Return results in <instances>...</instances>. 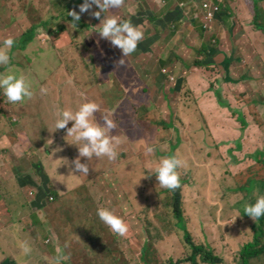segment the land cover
Masks as SVG:
<instances>
[{"label": "rangeland", "instance_id": "obj_1", "mask_svg": "<svg viewBox=\"0 0 264 264\" xmlns=\"http://www.w3.org/2000/svg\"><path fill=\"white\" fill-rule=\"evenodd\" d=\"M74 5L75 2L72 0H60V5L53 9L54 6L49 0H0V46L3 44L4 39L12 37L14 42L18 41L23 33L37 26L36 38L27 50L20 49L19 46H12L8 50L12 64L7 65V69L13 68L12 70L15 73H18L17 69L20 70L18 75H23L26 78L34 91L33 96L37 97V100L32 103V109L37 113L33 114L34 120L31 122L38 121L44 126L52 125L55 131L51 129L45 136L63 135L65 137L67 135L66 129H60V135L55 128L59 112L62 110L77 111L83 103L95 102L99 105V110L94 113L96 120L93 119V122L96 123L95 121H97L102 125L105 115H107L108 119H111L116 125L109 135L115 138V150L120 162L117 163L116 159L109 160L107 157H93L91 159L98 160H91L92 163L90 167L88 166L89 173L87 176H75L79 175L77 172L73 173L75 175H70L69 180H64L63 189L67 191L63 192L62 197L77 192L74 198L78 202L74 201L73 207L68 204L65 206L60 200L49 203L48 209H52V211L47 212L50 217L47 224H50L52 230H42L41 239L33 238L30 235L31 230L28 228L30 217L24 216L22 224L23 246L14 248L12 250L15 252L13 255L7 254V252H11L8 247H0V263L3 262L1 261L2 256H14L20 264H56L55 258L58 255L56 249L60 248L63 254L68 257L67 260L61 261V264H91L104 260L103 253L100 254L94 248L98 245L100 248H105V251L117 248L115 251L117 255L114 254L115 260L122 259L118 254L122 251L121 255L124 261L130 262L129 264H156L157 260L152 258L154 252H148L144 257L140 255L142 247L148 242L147 229L153 234L155 248L161 251L166 260L173 257L174 261H177L186 255L189 256L191 250L185 243L182 233L180 236L174 216L172 214L169 216L170 222L168 220L163 221L162 217L156 218L155 216L156 213L162 214V211H164L163 204L169 193L167 189L158 185L155 175L151 174L155 169L157 160L161 156L169 155L175 150V147L177 148L176 154L184 161V166L179 168L181 177H184V174L190 168V162H188L190 158L196 159L195 167L192 168L194 174L191 176L185 174V178H188L189 183H194L192 185L207 182V189L210 194L206 197L207 201H204V195H200L190 185L185 186V211L193 214L202 213L204 217L212 216L221 220L220 222L216 221L217 224H214L213 221L204 223L206 224L204 230L209 235V242L212 241V237H214L215 242L220 241L221 237L217 235L218 230H216V233L214 232L218 222L223 228L221 230L223 231V238L229 232L231 233L229 231L231 228L238 227L239 221L233 219L234 215L228 222L222 220V210L228 209L222 206L223 201L217 194V190L212 189L213 186H216V182L211 179V176L216 178L213 173L224 171L223 166L219 165L220 167L212 169L211 163H202L197 159L200 157L198 153L201 150L203 151V147L198 145L194 139L203 136L207 132V128L206 131L198 127L194 130V127L182 125L179 121L177 124L180 130L179 134L175 130L166 132L163 127H158L155 124L159 121L160 114L162 117L171 118L172 120L175 119L176 115L183 117V120L186 116H191L190 119L194 122L197 121V118L205 120L207 124L217 122L220 119V122H224V124L225 121L230 122L228 110L221 108L216 98L217 93L215 91L218 90L216 84L222 87L218 84V81L223 80L218 77L215 82L214 77L218 74L225 75L227 78L232 77L234 80H239L243 75L250 74V78H256L260 81L261 88H258L257 85L255 87L254 85L252 87L247 85L241 87L240 84H232V92L227 94L224 90H221V93L223 98L232 106L243 108V111L246 112V107L241 106L239 100L249 97L247 98L248 101L256 106L260 113L261 122L264 124V47L261 44L264 41V36L262 37L258 32L252 31L253 40L254 38L259 39V51L257 46L255 49L259 57L255 55L253 59L247 52L242 54L239 52V49L243 47L247 50L249 42L236 46L238 39L234 41L231 39V54L225 55L228 57L233 56L235 60L240 56L241 60L238 62L232 60L228 70L226 62L223 61L224 56H220L217 59H221L222 62L215 65L221 69L218 70L215 67L208 71L199 68L202 74L198 73L195 76L196 79L190 89L179 92L177 89L165 91L162 95H151L150 92L145 93L143 90L138 89L136 92L123 95L119 87L114 91L107 88L104 90L101 83H111L113 85L116 76H112L111 80L109 79L106 70L110 69L105 66L104 62L99 61V55H97L99 51L92 52L93 47L88 46L87 43H92L94 36L99 48L114 60L118 55L117 48L113 47L106 39L101 38L99 34L93 35L86 32V30L83 31V35L86 32L84 37L82 36L83 38L75 41L71 38L68 39V36L65 38H63L64 35L60 37L61 34L57 33L59 27H64L67 21H57L53 18L60 16L63 12L67 15L68 12L73 10L78 12L79 9H76ZM251 10L253 15L254 9ZM262 10V18H264V9ZM93 11H96L95 7H93ZM87 15L88 13L81 14V24L84 23V20L87 26L99 28L102 18L96 19L93 16L88 18ZM49 19H51V23L47 27L44 26V23ZM68 26L72 27L69 24ZM48 30H51L52 33H49ZM239 31L237 37L240 35ZM72 32L70 29L69 34L72 35ZM54 44H58V47L61 48L60 52L53 50ZM34 46H36V50H34ZM109 46L110 50L108 49ZM23 56H28L33 63L27 64ZM257 60L260 63L258 65H256ZM212 61H214V58L208 62ZM18 64H21V67L18 68ZM119 65L124 64L119 62ZM146 68H151V60L148 61ZM130 70L128 66L122 72L125 73ZM99 71L102 72L101 75H99ZM6 72L0 71V74ZM38 79H47L48 81L47 87H44L46 89L45 95L41 92L42 86L39 85ZM91 82L92 86L89 89ZM132 83L133 79H127L123 81L122 85L131 88ZM175 84L176 82H173L174 86ZM209 84L212 87L210 90H208ZM253 87L254 89H252ZM127 90L129 89H123V91ZM80 93L83 94L79 95ZM243 93L245 97L242 96ZM120 95L123 96L120 97ZM235 98L239 106H236ZM154 99L155 106L152 102ZM0 101L3 102L2 99ZM169 108H172V110L169 111ZM253 118L254 116H249L248 121L252 123ZM230 123L232 124V122ZM14 124L16 123L12 120V125ZM252 125L255 129H260L259 124L253 123ZM68 126L70 128L72 123L70 122ZM210 127L215 138L220 133L225 134V144L220 146L219 153L224 155L226 164H235L234 158L228 154V151L230 148L235 147L234 144L237 138L234 142L233 139L238 134H242L241 125L234 122L232 125L218 124L215 126L213 124ZM30 128L32 129L33 125ZM255 132H247V134L250 136L259 135V130ZM260 133L264 134V129H261ZM14 135H16L15 132ZM180 137L181 142L179 144L178 138ZM66 139L71 145L76 143L72 136H67ZM220 140L222 141L224 138ZM68 142H65L66 145L51 142V145L46 148L47 151H40L39 155L37 154L38 159H36L38 163H41L40 168L42 162L45 163L48 159H39V157L47 156L50 159L47 164L49 167H53L51 171L57 174L60 172V176L66 175L69 164H66L65 160L69 163V161L72 162L78 157V152L74 155L72 149L67 147ZM54 143H56L55 148H53ZM72 146L76 147L75 145ZM149 146L154 149L152 153L147 152ZM162 148L163 150H161ZM252 150L254 148L244 147L240 155L245 158V152ZM61 164L64 166L61 171L58 166H54H61ZM242 165L249 166V163L245 161ZM43 166L47 168V166ZM182 169H184L183 172ZM199 169H205L204 175L203 173L198 175ZM239 169L245 168H232L235 172ZM41 170L39 171L41 172ZM51 171L50 174L52 175ZM228 178H230L229 175L225 177V180ZM210 179L211 185L209 184ZM223 180L224 178L217 185L220 190H222L221 183ZM54 183H60L59 178H56ZM60 189L58 188V191ZM153 189L158 197L156 201V194ZM26 192V194H30L29 190H26ZM148 207H150L151 221L145 226L144 210ZM58 208L63 209L56 211ZM99 208L109 209L114 215L121 218L128 227L127 233L124 236L114 233L97 216ZM16 213L19 214L18 209H16ZM47 215L45 219L48 221ZM188 220L189 225L192 223L197 224L198 229L191 225L194 236H198V240H195L197 242L199 240L200 242L204 241L203 227L195 221V218ZM161 234L166 237L165 240L160 239ZM0 237V242L3 245L5 241L7 242L10 239L11 234L8 230H4L3 235ZM24 246L30 248L31 251L28 254L24 253ZM2 251L6 254L3 255Z\"/></svg>", "mask_w": 264, "mask_h": 264}, {"label": "crops", "instance_id": "obj_2", "mask_svg": "<svg viewBox=\"0 0 264 264\" xmlns=\"http://www.w3.org/2000/svg\"><path fill=\"white\" fill-rule=\"evenodd\" d=\"M254 2L255 0H124L119 9H109L105 16H115L120 21H131L135 26H143L144 38L138 43L137 50L129 56L124 57L121 50L117 48L118 55L114 60L99 48L93 36L92 43H87V45L93 47L92 52L99 51L97 53L99 61L104 62L105 66L110 69L106 70L109 79L111 80L112 76H116L113 85L111 83H101L102 87L104 90L107 88L111 91L119 87L123 95L136 92L138 89L143 90L145 93L150 92L151 95H162L165 91L177 89L179 92L191 88L190 86L196 79L195 76L198 73L202 74L199 68L194 67V61H210L214 58V64H219L222 61L217 58L224 56L223 61L226 64H231V58L225 55L231 54L232 43L230 40L233 39L234 41L240 37L246 43L249 41V38L244 39L241 32L244 25V29H246L250 38L253 37L254 11L252 15L251 9H254ZM205 3L214 5L221 3V7L223 6L221 13L229 10L230 14H234L230 16L237 17L233 35L230 34V29L224 24L221 13L214 20L213 29L211 31L205 30ZM79 5H75L76 9H79ZM53 6V9H56L57 5ZM95 9L99 11L98 8L95 7ZM91 11H93V8ZM87 17L91 18L92 15L88 13ZM101 18H104L103 13H101ZM98 31L99 28H92L90 34H98L96 33ZM238 31L240 35L237 37ZM108 49L110 50V46ZM149 60H151V68L147 69L146 65ZM119 62L124 65H119ZM128 66L131 70L123 73L122 71ZM117 69H119L118 72ZM101 73L99 71V75ZM127 79H133L131 88L122 85L123 81ZM173 82H176L175 86ZM108 84L110 85L108 86ZM91 86L92 82L89 89H91ZM124 88L129 90L123 91ZM211 88L209 84L208 90ZM219 89L226 92V86L219 87ZM0 91V99L3 100V102L0 101V211L6 206L7 195L17 193V196H15L17 200L10 201V203H16L9 207L10 210L15 213L14 211L18 209L21 220L24 216L30 217L28 223V228L31 230L30 235L33 238L38 237L41 239L42 230H52L47 224L50 217L47 215L46 208L50 199L47 200L45 193L53 187L59 194H63L67 191L63 189V182L71 177L69 167L67 174L63 176H60V172L58 174L52 172L53 167H49L47 164L50 160L47 156L39 157V159H48L45 163L42 162L40 168L41 163L36 161L38 159L37 154L39 155L40 151H47L46 148L51 145V142L66 145V138L59 132L61 136H45L46 134L38 136L36 133L40 128V122H31L34 120L33 114L37 113L32 109V103L10 104L7 102L6 97L1 96L2 90ZM195 91L197 92V89ZM42 93L45 95V92ZM81 94L83 93L79 95ZM123 95H120V97ZM152 102L155 106V99ZM105 117L109 118L107 115ZM93 119L96 120L95 116ZM12 120L16 124L12 125ZM95 122L97 123V121ZM31 125H33L32 129L30 128ZM52 130L54 129L52 128ZM14 132L16 135H14ZM55 145L56 143L53 144V148H55ZM35 146L36 154L32 153ZM67 147L71 148L70 144ZM28 154H31L32 159L27 157ZM68 164L70 166L71 162L69 161ZM54 166H58L60 171L62 167L64 168L62 164L61 166ZM40 169H42L41 172ZM56 178H59L60 183H54ZM37 186H39V189L36 188ZM20 187H23V190H29L30 194H26L25 190L22 192L23 196H20ZM58 188H61L60 191H58ZM35 191H39V201L36 202L37 208L29 210L23 205H28L30 200H34ZM53 200H55V196ZM46 215L48 221L45 219ZM22 229L21 227L17 234L10 233V239L14 238L17 243L9 244L5 241L2 245L0 242V247L6 246L11 251L7 254L13 255L15 253L12 251L14 248L23 246ZM4 230L7 229H3L0 225V236L3 235ZM1 253L6 254L4 251ZM1 261L3 262L0 264H20L14 256H2Z\"/></svg>", "mask_w": 264, "mask_h": 264}, {"label": "trees", "instance_id": "obj_3", "mask_svg": "<svg viewBox=\"0 0 264 264\" xmlns=\"http://www.w3.org/2000/svg\"><path fill=\"white\" fill-rule=\"evenodd\" d=\"M49 1L53 3V5H57V6L60 5V0H49ZM72 1L75 2L76 6L83 3V0H72ZM263 2L264 0H255L254 2V21L252 24L254 27L253 31L258 32L259 35L262 37L264 36V18H262V14H263L262 9H264ZM226 4L228 3L226 2ZM218 5L220 8V13H221L223 6L221 7V3ZM230 15H234V14H230L229 10H226V12L222 11L221 18H224V21H223L224 24L230 29L229 31L230 34L233 35V31L237 23L236 22L237 17H232ZM53 19L57 21L66 20L68 24L72 20L71 17L69 18V16L65 14V12H63L60 16L54 17ZM50 20L51 19H49L46 23H44V26L47 27V25L51 23ZM83 22L84 23L81 24V21H79L76 28H74L73 26L70 27L66 23L64 27L63 26L59 27V30L57 31V33L59 32V34H61L60 37L64 35L63 38L68 36L67 38L68 39L71 38L73 41L80 40L81 38L84 37L86 32L90 33V30L93 28L91 26H87L86 21L83 20ZM70 29H71V32L74 30L72 32V35L69 34ZM84 30H86V32L83 35ZM48 31L49 33H52L51 30H48ZM241 32L243 33V37L245 40L249 38L248 39L249 41H247L249 42V44L247 45L248 46L247 50L244 47L242 49H239L240 54H242L243 52H247L248 55L252 59L254 58L255 55L259 57L258 53H256L255 51L256 46L258 48L259 39L254 38L253 40V37L250 38V36L248 35L244 27L241 29ZM36 35H37V26L32 27L27 32L23 33V35L19 38V40L14 42L13 46L14 47L19 46L20 49L27 50L28 46L32 44L34 39L36 38ZM244 43H246V41L238 37V44L241 45ZM261 44L264 47V41H262ZM0 47H2V45ZM34 50H36V46H34ZM53 50L54 51L58 50V52H60L61 48L58 47V44H54ZM258 51H259V48H258ZM23 57L27 64H29L30 62L33 63V61L30 60L28 56L27 57L23 56ZM199 58L201 57L199 56ZM229 58H231L233 62L235 61L238 62L239 60H241L240 56L236 60L234 59L233 56ZM67 59L69 60V57ZM208 61L209 60H205V61L197 60L194 63V65L197 68H204L208 71H210L211 69L215 67H217L218 70L221 69L219 66L214 64L215 62L213 61L208 62ZM257 62L258 63L256 65L260 64L259 60H257ZM11 64L12 63L10 61L8 66H10ZM231 64H226L228 70ZM8 66L0 65V71L2 72L7 71ZM19 67H21V64H18V68ZM17 72H18L17 74H19L20 70L17 69ZM218 77L223 79L222 81H218V84L222 86H226L227 94L233 91L232 84L234 85L240 84L241 87H244L246 85L249 87H252L254 85L255 87L257 85L258 88H261L260 81L256 78H250L251 77L250 74L243 75L239 80H234L232 77L227 78L225 77V75L218 74L214 77L215 82L218 80L217 79ZM38 81H39V85H41L42 88L47 87V82H48L47 79H38ZM216 87L218 88V90H216L215 93H217L216 98L218 100L219 106L223 109L228 110L227 112L230 114L229 120H231L230 122H232V124L234 122L239 123L242 127L241 128L242 134L240 135L238 134L240 137L237 135L233 139V142H234V140L237 138L234 144L235 147L230 148L228 151V154L234 158L235 164L234 163L232 165L226 164L224 155L219 153L220 146L225 144V139H226L225 134L220 133L219 136L215 138L214 134L212 133V128L210 127V125H213V124H215V126L218 124H222L224 126L232 125L228 121H225L226 125L224 124V122H220L221 119L218 120L217 122L207 124L205 120H199L198 118H197V121L194 122L192 119H190L191 116H186L185 120H183V117L175 115V119L172 120L171 118L167 119L164 116L162 117L160 114V119L155 125H157L158 127H163L166 132L175 130L179 134H180V130L177 126L179 121L182 123V125H189L192 128L194 127V130L197 129L198 127L206 131V128H207V132H205L203 136H200L194 139V141L198 145H201L203 147V151L201 150L198 153L200 157H198L197 159L199 162H202V163L203 162L211 163L212 169L214 167H220L221 165L223 166L224 171L222 170L221 172L213 173L214 175H216V178L211 176V179H213L216 182L215 183L216 186H213L212 189L217 190V194L223 201L222 206L228 209V210L225 209V211L222 210L221 212L222 220L225 222H228L231 219V217L234 215L233 219H235L236 221H239L238 227L231 228L229 230L231 231V233L229 232L227 236L225 237L223 236L222 238L223 231L221 230H223V228L219 225V222L221 220H218L212 216L208 218L204 217L202 213L193 214V213H190L189 211H185L186 209V203H185L186 193H184L185 186L190 185L200 195H204L203 197L204 201H207L206 197L210 195L207 189V182H202L200 184L192 185L194 183H189L188 178H185V174H189V176L194 174L192 168L195 167L196 159L190 158V160L188 161L190 162V168L184 174V177H181L180 169L177 170L179 177H180L179 187H177L174 190L167 189L169 195L166 197V201L163 204L164 211H162V214L156 213L155 216L156 218L162 217L163 221L168 220V222H170L169 216L171 214L174 216V218L177 221V228L180 231V236L182 233L185 243L188 245V247L191 250V254H189V256L186 255L185 257L177 261H174L173 257H171L169 260H166L164 256L162 255L161 251L155 248L153 244V234L150 232L149 229H147L148 242L142 247L140 251V255L144 257L146 254H148V252L149 253L154 252L152 255V258L157 260L156 264H186V263H189V264H201V263L202 264H264V217H261L260 219L254 221L249 216L244 214L243 212V207L245 204L254 203L257 197L264 196V134L260 133L261 129H264V124L261 122L260 113L258 112L256 106L252 105L248 101L247 98L249 97H245L244 93L242 94V96L245 98L244 100H239V104H241V106L243 107H246L247 112L243 111V108L232 106L227 100L223 98L221 90L219 89V86H217V84H216ZM254 87L252 89H254ZM186 89H190V88H186ZM31 91L33 92V95H34L33 89H31ZM1 96L2 97L4 96L3 93L1 94ZM36 100H37V97L32 96L31 99H28L27 101H24V102L33 103ZM236 100L237 99L235 98L234 102H236ZM236 106H239V105L237 104ZM170 110H172V108H169V111ZM249 116H254L252 123L248 121ZM253 123L259 124L260 129L259 128L255 129L252 125ZM52 128H53L52 125L44 126L42 123H40V128L36 134L38 136L45 135ZM258 130H259V135L250 136L247 134V132H255ZM57 132L60 133L59 130ZM221 138H224V140L221 141L220 140ZM178 140L180 144L181 137L178 138ZM65 142H68L67 139L65 140ZM70 146L73 151V154L75 155V153L78 152L77 147H73L71 144ZM244 147L254 148V150L250 152H247V151L245 152V158L240 155L241 154L240 152L243 150ZM174 149L175 150L171 152L169 155H175L177 158L180 159L179 155L176 154L177 148L175 147ZM32 153L36 154V146L32 149ZM27 157L29 159H32L31 154H28ZM91 160L93 161V160H98V159H89L88 161L87 158H82V163H88V166L90 167V164L92 163ZM116 160H117V163L120 162V158L117 157ZM245 161L249 163V166L242 165V163ZM113 163L117 164L115 162ZM238 167H242L245 169H239L236 172L232 170V168H238ZM184 169H182V172ZM204 172H205V169H199L197 173L198 175L202 173L204 175ZM228 175L230 176V178L225 180V177ZM223 178L224 180L221 183L222 190H220L217 185ZM211 179L209 180L210 185H211ZM231 184H234V185H231ZM28 185L30 186V184ZM31 185H32V182H31ZM36 188L39 189V186H37ZM22 192H24L23 187H20V190H19L20 196H23ZM192 192H195V191H192ZM35 193H36L35 198H34L35 201L30 200L28 205H23L24 207L29 208V210H33L37 208L36 202L39 201V198H38L39 191H35ZM76 193L77 192L64 195V198H63L62 197L63 194H59L57 190L52 187V189L48 190L45 193V196L47 195V200L50 199V201H48V204L51 202H56L57 200H60L61 202H63V204H65V206L66 204H68L73 207V202L75 201L74 197H76ZM154 193L156 194V191H154ZM228 193H229V196H228ZM15 196H17V193H12V194L7 195L6 206H4L3 210L0 211L2 215V218L0 219V225L2 226L3 229H7V230L10 229L8 230L10 233L13 232L14 234H17L18 230H20V228L22 227V224L24 221L20 219V216L16 213V211H14L15 213H12L13 210L11 211L9 208L11 205L16 204V203H10V201L12 202L13 199L17 200ZM54 196H55V200H51V198H53ZM157 198L158 197L156 194L155 201L157 200ZM75 202H78V200H76ZM48 208L49 207L47 205V208H46L47 212L48 211L51 212L52 209H48ZM62 209L63 208H60V209L58 208L56 209V211L58 210L61 211ZM191 218H195V221H197L203 227L204 237H205L204 241L200 242L199 240V242H197L195 240V239L198 240V236H194V232H192L191 225L195 226L196 229H198V227H197V224H194V223L189 225L188 219L191 220ZM150 221H151V214H150V207H148L147 209L144 210L145 226L149 224ZM212 221L214 224H217L215 222L219 221L218 226L214 229V232L216 233V230H218L217 235L221 237V240L215 242L214 237H212V241H210L211 242L210 243L209 235L204 230L206 226V224L204 223H210ZM240 228H241V232H240ZM160 239L165 240L166 237L161 234ZM16 241L17 240L12 238V239H9L7 242H9L10 244V243H17ZM94 248H96L97 252H99L100 254L103 253L102 257L104 260L101 262H93L91 264H129L130 263L128 261L127 262L124 261L121 255L122 251L118 253L122 259L121 260L114 259V254L117 255V252H115L117 248L112 249L110 251H105V248H100L98 245L95 246Z\"/></svg>", "mask_w": 264, "mask_h": 264}, {"label": "clouds", "instance_id": "obj_4", "mask_svg": "<svg viewBox=\"0 0 264 264\" xmlns=\"http://www.w3.org/2000/svg\"><path fill=\"white\" fill-rule=\"evenodd\" d=\"M123 2L124 0H83V3L78 6V12L75 10L68 12V16L72 18L69 25L76 28L81 20V14L90 13L94 18L100 19L101 13H103L104 18L100 20L99 31L96 33L101 38L109 41L113 47L120 49L124 57L129 56L137 50L138 43L144 38L143 26H135L131 21H120L115 16H105V13L109 9H119ZM93 6L98 8L99 11H91ZM214 6L219 7L218 3ZM204 12L206 18L205 9ZM219 14L220 11L216 14L214 20ZM214 20L210 23L206 20V31L213 29ZM206 24L209 25V28H206ZM13 44L14 40L12 37L3 40L2 47H0V65H9L10 57L8 50L12 48ZM0 90H2L4 97H6L7 102L10 104L22 103L33 96L31 84L23 75H18L11 68H8L6 73L0 74ZM41 92H46V89L42 88ZM98 110V104L86 102L77 111L62 110L58 114L55 122L56 130L66 129L67 136L74 137L76 142L72 145H75L78 149V157L69 166L70 175H75L73 173L77 172L79 175L75 176L88 175V163H82L81 158H87L88 161L93 157H107L109 160L117 158L114 143L115 138L109 135L116 125L107 117L104 118L102 125L94 123V113ZM70 122L72 126L69 128ZM153 151V147L149 146L147 148L148 153H152ZM65 161L68 164V161ZM183 166L184 161L175 155L161 156L157 160L155 169L151 175H155L161 188L174 190L180 185V177L177 170ZM243 212L254 221L264 217V196L257 197L254 203L245 204ZM97 216L117 235L124 236L127 233L128 227L125 222L114 215L109 209L99 208ZM23 251L25 254H28L31 250L28 246H24ZM56 252L58 253L55 258L56 264H61V261L68 259L63 254L62 249L57 248Z\"/></svg>", "mask_w": 264, "mask_h": 264}, {"label": "built area", "instance_id": "obj_5", "mask_svg": "<svg viewBox=\"0 0 264 264\" xmlns=\"http://www.w3.org/2000/svg\"><path fill=\"white\" fill-rule=\"evenodd\" d=\"M204 9L206 11V20L208 23L212 22L216 16V14L220 11L218 6H214L212 4L206 3L204 5ZM206 28H209V25L206 24Z\"/></svg>", "mask_w": 264, "mask_h": 264}]
</instances>
